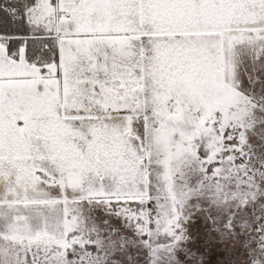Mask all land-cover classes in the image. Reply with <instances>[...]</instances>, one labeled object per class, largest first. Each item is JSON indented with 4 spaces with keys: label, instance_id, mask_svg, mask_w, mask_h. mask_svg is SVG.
I'll use <instances>...</instances> for the list:
<instances>
[{
    "label": "snow or ice",
    "instance_id": "6c2138e0",
    "mask_svg": "<svg viewBox=\"0 0 264 264\" xmlns=\"http://www.w3.org/2000/svg\"><path fill=\"white\" fill-rule=\"evenodd\" d=\"M0 264H264V0H0Z\"/></svg>",
    "mask_w": 264,
    "mask_h": 264
}]
</instances>
